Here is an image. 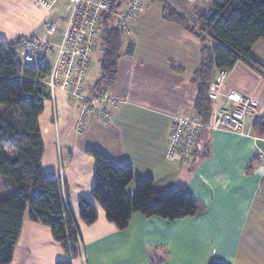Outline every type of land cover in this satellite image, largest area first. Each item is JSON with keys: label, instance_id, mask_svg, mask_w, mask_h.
<instances>
[{"label": "crops", "instance_id": "crops-1", "mask_svg": "<svg viewBox=\"0 0 264 264\" xmlns=\"http://www.w3.org/2000/svg\"><path fill=\"white\" fill-rule=\"evenodd\" d=\"M150 1L134 25L150 19L146 16ZM164 8L160 19L167 45L138 55L131 39L118 60L114 82L105 86L109 95L121 101L112 124L92 121L79 134L78 110L64 91L45 101L40 116L45 144L42 167L64 183L66 207L81 236L79 256L69 258L51 228L32 220L27 208L11 264H57L59 260L72 264H264V133L254 126L264 119V38L251 50L260 66L239 60L218 100L219 106H225L226 93H241L257 104V118L246 120L243 133L206 127L190 163L183 165L167 158L171 124L175 115L196 111L194 74L203 59V44L196 30L165 18ZM47 12L30 0H0V38L41 36L38 31ZM56 33L50 37L53 41L61 39L56 40ZM101 77L102 71L98 78L90 71L88 82L94 85ZM211 119L212 111L204 122L209 125ZM89 148L132 166L129 195L134 194L137 180L152 177L156 190L182 188L196 198V215L169 220L135 212L127 228L118 229L93 196L96 161ZM81 198L98 212L93 224L81 219Z\"/></svg>", "mask_w": 264, "mask_h": 264}, {"label": "trees", "instance_id": "trees-1", "mask_svg": "<svg viewBox=\"0 0 264 264\" xmlns=\"http://www.w3.org/2000/svg\"><path fill=\"white\" fill-rule=\"evenodd\" d=\"M122 1L110 0L111 10L102 17L98 36L104 41L100 59L102 77L94 86L111 85L116 78L117 63L127 38L116 21ZM213 7L210 14L198 16L208 37L199 34L203 59L194 74L198 84L195 110L205 122L213 108L208 93L215 71L231 70L241 59L260 66L251 50L264 38V0H214ZM163 12L165 18L188 27L178 9L166 4ZM19 46L20 38H0V105H3L0 109V264L12 262L27 208L30 218L49 226L69 258L75 259L79 256L81 236L75 218L66 207L64 183L61 177L46 173L42 167L45 144L40 116L45 101L52 98L44 82L50 67L23 64ZM254 126L264 133V119L256 121ZM87 152L96 161L93 196L118 229L127 228L135 212L169 220L196 215L198 201L184 189L159 191L152 177H146L137 180L134 194L129 195L127 187L134 178L132 166L118 164L96 148ZM79 210L86 224H93L98 218L96 208L86 198H81ZM57 264L72 263L59 260Z\"/></svg>", "mask_w": 264, "mask_h": 264}, {"label": "built area", "instance_id": "built-area-1", "mask_svg": "<svg viewBox=\"0 0 264 264\" xmlns=\"http://www.w3.org/2000/svg\"><path fill=\"white\" fill-rule=\"evenodd\" d=\"M48 11L58 6L66 27L59 42L54 35L56 24L50 22L45 34L20 37L19 54L23 64L48 65L49 75L44 82L55 97L57 91H64L69 102L76 107V128L81 133L92 121L109 125L115 109L121 101L108 94L104 86L98 88L88 82L92 66L95 41L101 31L103 14L110 12V0H30ZM149 0H128L126 7L116 12L117 26L124 36L133 34V21L142 13ZM172 1V0H169ZM189 4L207 0H184ZM120 5V4H119ZM230 70L219 69L217 81L209 90L213 103L212 119L206 124L193 111L173 117L167 158L178 160L183 165L190 163L196 150V143L206 127L243 133L247 119L258 116L257 104L236 91L225 94L227 103L219 106L222 88Z\"/></svg>", "mask_w": 264, "mask_h": 264}, {"label": "rangeland", "instance_id": "rangeland-1", "mask_svg": "<svg viewBox=\"0 0 264 264\" xmlns=\"http://www.w3.org/2000/svg\"><path fill=\"white\" fill-rule=\"evenodd\" d=\"M127 2L128 0H123L118 10H120V8L126 7ZM213 3L214 0H207L205 2L195 3V4H189L184 0L150 1L147 7L148 13L146 15V16H150V19L147 21V23L146 22L142 24L138 23L137 25H134L135 23H133V26H135L133 28V34L127 36V38L124 39L123 49L125 50L128 44L132 43L131 39L137 44L138 55L148 52L152 49H158V50L162 49L167 45L169 41L164 35L163 23L160 19L161 11L166 4H168L170 7H174L179 11H181L182 13L181 12L180 13L183 15L184 21L188 24V28H191V30H196L200 35H202L206 39L208 35L205 33V31L202 30L203 28H201L200 26L198 16L210 14L214 10ZM47 13L48 15L45 16L42 20V26H41L42 28H39L38 34L43 35L45 31L44 25L52 21L56 24V30H58L55 35L56 40H58L63 35V32L66 27V21L63 17L59 15L61 13L59 7ZM102 26L103 25L101 24V28ZM17 38L18 37H16L15 39ZM59 41L60 40L55 42H59ZM207 44H211V43H207ZM103 53H104V41L103 38L99 37L95 41L94 53L92 54L93 61L90 69L92 75L96 78H98V76L101 73L100 59ZM2 108L3 105H0V109Z\"/></svg>", "mask_w": 264, "mask_h": 264}, {"label": "water", "instance_id": "water-1", "mask_svg": "<svg viewBox=\"0 0 264 264\" xmlns=\"http://www.w3.org/2000/svg\"><path fill=\"white\" fill-rule=\"evenodd\" d=\"M119 4H120V3H119ZM119 4H118V5H119Z\"/></svg>", "mask_w": 264, "mask_h": 264}]
</instances>
